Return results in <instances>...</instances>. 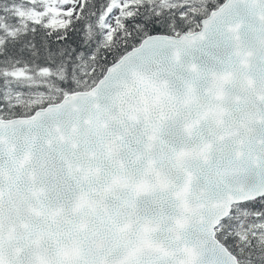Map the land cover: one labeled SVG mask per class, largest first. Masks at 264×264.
<instances>
[{
    "label": "snow or ice",
    "instance_id": "1",
    "mask_svg": "<svg viewBox=\"0 0 264 264\" xmlns=\"http://www.w3.org/2000/svg\"><path fill=\"white\" fill-rule=\"evenodd\" d=\"M0 264H264V0H0Z\"/></svg>",
    "mask_w": 264,
    "mask_h": 264
}]
</instances>
